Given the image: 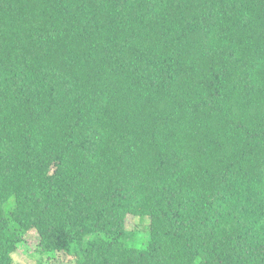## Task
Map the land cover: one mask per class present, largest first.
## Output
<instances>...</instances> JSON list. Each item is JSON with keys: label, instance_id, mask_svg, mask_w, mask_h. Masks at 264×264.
I'll return each instance as SVG.
<instances>
[{"label": "trees", "instance_id": "trees-1", "mask_svg": "<svg viewBox=\"0 0 264 264\" xmlns=\"http://www.w3.org/2000/svg\"><path fill=\"white\" fill-rule=\"evenodd\" d=\"M30 231L59 264H264V0H0V264Z\"/></svg>", "mask_w": 264, "mask_h": 264}, {"label": "rangeland", "instance_id": "rangeland-1", "mask_svg": "<svg viewBox=\"0 0 264 264\" xmlns=\"http://www.w3.org/2000/svg\"><path fill=\"white\" fill-rule=\"evenodd\" d=\"M137 230H140V228H137ZM37 241L34 231L27 233L25 244L12 255L13 264H59L56 262L55 254L38 255L39 252L34 250ZM137 246H141V244H137ZM58 259L63 261L61 264H74L73 261L67 263L68 259L64 256H60Z\"/></svg>", "mask_w": 264, "mask_h": 264}]
</instances>
